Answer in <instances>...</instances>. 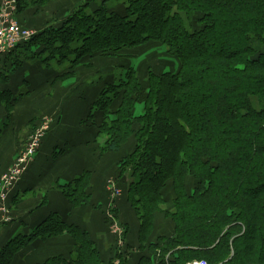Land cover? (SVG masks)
<instances>
[{
	"label": "trees",
	"instance_id": "16d2710c",
	"mask_svg": "<svg viewBox=\"0 0 264 264\" xmlns=\"http://www.w3.org/2000/svg\"><path fill=\"white\" fill-rule=\"evenodd\" d=\"M16 1L17 19L27 0ZM141 49L144 68L119 63ZM18 50L55 74L52 85L75 78L86 59L113 60L110 81L99 71L90 81L100 92L86 100V121L100 154L134 143L118 178L129 173L124 192L147 254L137 264H264V0H85L0 62ZM11 97H0L8 108ZM88 181L85 172L61 188L72 207L88 202ZM164 211L172 234L150 244ZM65 231L71 254L37 264H128L116 246L103 258L86 232L56 216L0 244V264Z\"/></svg>",
	"mask_w": 264,
	"mask_h": 264
},
{
	"label": "crops",
	"instance_id": "0c3cea01",
	"mask_svg": "<svg viewBox=\"0 0 264 264\" xmlns=\"http://www.w3.org/2000/svg\"><path fill=\"white\" fill-rule=\"evenodd\" d=\"M84 1L27 0L26 9L18 14L17 20L38 34L49 26L58 25ZM14 55L4 63L0 62V97L4 92L12 96L10 108L0 98V177L21 155L31 134L43 125H47V129L41 147L8 201L9 220L0 226V244L20 234L31 235L50 216H56L67 226L86 232L101 256L106 258L109 256L105 250L116 245V236L111 233L112 224L108 218L110 214L123 229L126 262L137 264L147 254L139 251V223L135 214L125 192L119 197L122 199L120 206L119 198L113 202L107 199L106 191L109 193L110 182L115 180L107 181L109 188L106 191L103 188V182L114 171L116 163L133 151L134 144L128 143L123 151L100 154L98 146L101 142L96 143L91 122L86 121L88 107L78 99L84 97L90 103L97 97L100 91L91 88L90 81L100 74L101 66L111 71L113 60L86 59L75 78L52 85L55 74L44 71L40 61L31 60L22 50ZM13 57L20 61L17 62L19 67L14 64L12 68ZM72 85L75 89L71 88ZM118 154L119 157L114 156ZM85 172L89 178L85 190L88 202L74 208L61 188ZM106 228L110 237L102 235ZM172 230L171 227L169 235ZM157 237L155 223L149 243L154 244ZM74 248L75 242L66 231L44 241L37 238L20 252L15 264H37L50 257H67Z\"/></svg>",
	"mask_w": 264,
	"mask_h": 264
},
{
	"label": "built area",
	"instance_id": "2783aa9c",
	"mask_svg": "<svg viewBox=\"0 0 264 264\" xmlns=\"http://www.w3.org/2000/svg\"><path fill=\"white\" fill-rule=\"evenodd\" d=\"M17 1L16 0H0V60L7 54L13 52L17 46L27 43L34 35L32 29L23 28L18 24L16 19ZM47 125L34 131L28 139V142L21 153L9 166L6 172L0 179V225L9 220L6 211V203L9 195L17 182L26 172L28 166L31 164L37 149L40 146L44 132ZM110 202L123 195L119 190L115 181L110 182ZM112 205V204H111ZM114 206V205H112ZM109 206V207H112ZM108 218L112 224L113 233L116 236V247L119 254L124 255L125 241L123 229L119 227L117 222L108 214ZM113 264H121L120 259L115 258ZM187 264H197L187 263ZM203 264V263H202Z\"/></svg>",
	"mask_w": 264,
	"mask_h": 264
},
{
	"label": "rangeland",
	"instance_id": "374dc122",
	"mask_svg": "<svg viewBox=\"0 0 264 264\" xmlns=\"http://www.w3.org/2000/svg\"><path fill=\"white\" fill-rule=\"evenodd\" d=\"M145 51V49H141L140 50V53H137V55H136V53L134 54V53H124V54H122L121 55V58H126V59H124V60H121L120 59V61H119V63L120 64H126V63H131L132 65H138V66H140V67H142V68H144L145 66H146V63L144 62V59H145V54L144 53H142V52H144ZM162 52V50H160V49H158V48H156V49H154V50H152L151 52L149 51L148 52V54L147 55H149V54H159V53H161ZM127 57H129V58H127ZM164 60V59H163ZM166 60V63L168 64V66H176L177 65V63H176V61L174 60V59H165ZM160 62V65H156L157 67H159V68H161L162 66H163V63L161 62V61H159ZM100 73H102V74H104L105 76H106V74H108V77H107V79H108V81H110V79H111V77H110V71H107L106 70V68L104 67V66H101V67H99V70H98ZM71 88L72 89H75V85H72L71 86ZM89 89H91V88H89ZM95 90H97V89H95ZM80 98V102L82 103V105H84L85 107H86V105H87V101H86V99L84 98V97H78V99ZM136 110H137V115H139V112H140V107L138 108H136ZM92 132V131H91ZM133 142H132V146H133ZM127 148V146H124L121 150L123 151V150H125ZM125 152H122V154H124ZM121 154V155H122ZM114 156H117V157H119V154L118 155H114ZM120 160H121V158H120ZM119 160V161H120ZM119 163V162H118ZM118 163H116V165H115V167H114V171L109 175V177L106 179V181L105 182H103V188L105 189V191H106V189H107V187L109 188V185H107V181H108V183L113 179V180H115L116 182H115V184L118 186V188H119V190L120 191H122V192H124V189H125V185H126V182H125V180L127 179V177H128V174L129 173H126L125 175H124V177L122 178V179H119L118 178V176H119V170H118ZM112 174H114V176H112ZM3 175V174H2ZM1 175V176H2ZM0 179H1V177H0ZM189 187L191 188L192 187V182H190L189 183ZM166 196L167 197H169V199L170 200H172V198H171V193H169V189L168 190H166ZM106 197H107V199L108 198H110V192L108 193V191H106ZM9 198H10V195H9ZM9 198H8V200H7V203H6V211H7V214L9 215L10 213V209H9V207H8V201H9ZM122 199L121 198H119V206H120V201H121ZM171 202V201H170ZM165 211L163 212V213H156L155 214V223H156V225H157V228H158V235L159 236H168L169 234H170V232H171V223H170V221L169 220H167V219H165ZM133 220H134V217H133ZM4 224V223H3ZM3 224H1V225H3ZM0 225V226H1ZM109 232V230H107V228L105 229V232L102 234L103 236H106V237H110V234L108 233ZM113 232V230H111V233ZM111 250H112V247L110 246V247H108L106 250H105V252H106V255H110V257H111ZM108 251V252H107ZM197 262V264H207L205 261H199V260H192V261H189V262H187V263H196Z\"/></svg>",
	"mask_w": 264,
	"mask_h": 264
}]
</instances>
